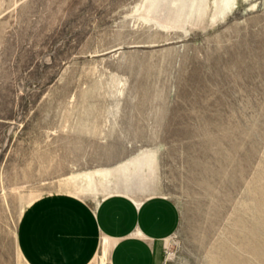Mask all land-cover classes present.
I'll return each mask as SVG.
<instances>
[{
	"label": "rangeland",
	"instance_id": "1",
	"mask_svg": "<svg viewBox=\"0 0 264 264\" xmlns=\"http://www.w3.org/2000/svg\"><path fill=\"white\" fill-rule=\"evenodd\" d=\"M228 1L0 0V264L51 193L163 195L164 264H264V0Z\"/></svg>",
	"mask_w": 264,
	"mask_h": 264
},
{
	"label": "crops",
	"instance_id": "2",
	"mask_svg": "<svg viewBox=\"0 0 264 264\" xmlns=\"http://www.w3.org/2000/svg\"><path fill=\"white\" fill-rule=\"evenodd\" d=\"M180 218L176 202L163 195L116 193L90 202L51 193L23 212L17 245L27 264H95L104 239L106 264H164L165 243Z\"/></svg>",
	"mask_w": 264,
	"mask_h": 264
},
{
	"label": "bare ground",
	"instance_id": "3",
	"mask_svg": "<svg viewBox=\"0 0 264 264\" xmlns=\"http://www.w3.org/2000/svg\"><path fill=\"white\" fill-rule=\"evenodd\" d=\"M230 1V2H229ZM226 4L227 5H230L232 0H229ZM191 6V5H190ZM201 6V5H200ZM199 7V5H198ZM223 7V6H222ZM204 8V7H203ZM224 8V7H223ZM183 9V8H182ZM220 12V11H219ZM139 166V165H138ZM137 166V167H138ZM86 179L88 180V183H87V186L88 188L92 189L95 185V180H94V175L93 174H89V175H86ZM103 199V198H102ZM102 249H103V254L101 256V264H105L106 260H107V255H108V246H109V243H108V240L107 239H104L103 242H102Z\"/></svg>",
	"mask_w": 264,
	"mask_h": 264
}]
</instances>
